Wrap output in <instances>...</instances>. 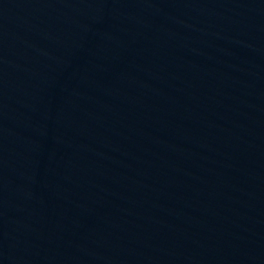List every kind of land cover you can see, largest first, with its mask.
I'll use <instances>...</instances> for the list:
<instances>
[{
  "label": "water",
  "instance_id": "95a60500",
  "mask_svg": "<svg viewBox=\"0 0 264 264\" xmlns=\"http://www.w3.org/2000/svg\"><path fill=\"white\" fill-rule=\"evenodd\" d=\"M0 264H264V0H0Z\"/></svg>",
  "mask_w": 264,
  "mask_h": 264
}]
</instances>
